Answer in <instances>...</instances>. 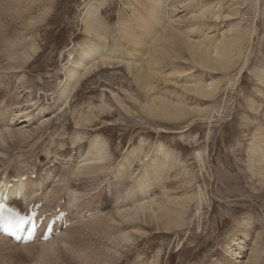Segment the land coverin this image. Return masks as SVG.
<instances>
[{"label":"rangeland","instance_id":"obj_1","mask_svg":"<svg viewBox=\"0 0 264 264\" xmlns=\"http://www.w3.org/2000/svg\"><path fill=\"white\" fill-rule=\"evenodd\" d=\"M96 1L103 2L98 23L103 27V34L108 35L105 38L102 34L105 39H97L84 31L83 13L89 4H97ZM140 1L139 5L136 0H51V4L45 0L42 4L34 1L25 5L23 0H19L16 2L19 5L22 3L17 7V14H13V8L10 9L12 12L0 14V111L5 109L4 112L9 113L10 107H29L31 104L33 108L29 111L33 113L38 108L50 109L43 115L42 126L38 125L41 120L35 125L36 133L30 136V140L20 144L8 139L0 146L3 157L7 155L3 158L5 165L0 153V165L2 162L5 165H1L0 181L3 177L15 179L18 173L22 175L28 170H35L36 174L42 176L38 178L45 187L43 192L41 189L39 191L42 195L48 189L57 192L62 186L70 190V183H75L73 187L80 189L77 191L80 216L112 211L115 204H121L124 191L131 192L133 188L135 191L140 186L146 199L160 198L162 205L171 209L173 206L170 207L164 197H169V201L173 197L190 198L176 208L182 212L183 223L166 227L142 217L135 225L130 221L108 223L106 220L83 225L82 221L88 216L71 220L72 212H69L67 217L72 224L59 233L60 237L61 233L65 235L61 239L64 244L56 243L50 250L45 245L39 246L38 242L29 244L32 245L29 248L27 245L10 247V244L2 243L6 248L1 244L0 264H244L246 255L255 247L254 241L258 242L255 248L260 253H257L256 263L264 264V186L259 184L257 177L252 176V170L247 165L252 160L253 139L264 130V85L257 81L264 72V0H189L190 8L208 4L222 8V19H208L201 27L217 28L220 33L239 24L242 33L246 34L248 30L253 33L248 38L244 56L239 62L234 60L229 67L224 66L225 69L204 64L192 65L185 52L179 53V59L162 60L160 66L164 67L162 69L166 73L171 72L170 68L174 66L182 76L187 73L182 81H170L169 84L159 80L150 81H154L153 96L164 95L168 103L178 107L180 118L176 116L172 120L152 116L146 109L144 112L148 95L132 83L127 73L130 69L125 67V63L133 62L128 60L126 51L132 50V45L129 39L124 38L122 25H132L133 29L139 30L141 24L137 18H143L141 14H144L141 4L148 5L147 0ZM24 10L27 14L23 13ZM133 12L141 16L132 17ZM188 12L185 9L179 15L186 18ZM11 13L12 17L8 19ZM14 15L18 17L14 18ZM11 18L14 21L7 23ZM88 38L113 44V52L121 46V51L115 61H112L113 57L108 58L110 62L107 61V65L104 63L103 67L98 66L97 70L85 76L71 93L66 106L57 108L66 68L69 67L68 56L76 59L79 46ZM31 43L38 47L32 60L21 64V69L9 66L6 52L13 50L11 53H16L17 49L27 48ZM192 66H195L194 69L188 71ZM210 68L216 72H211ZM185 77L192 78L193 84L184 82ZM189 85H193L192 89ZM198 85L211 86V90L209 93L208 90L200 93L194 91V86ZM101 104H105L106 108L109 106L108 110L98 113L96 119L83 127L75 124L79 116H84L91 108ZM4 112L3 116L7 114ZM183 113L185 116L182 117ZM75 132L83 137L78 143H74ZM97 138L104 142L112 156L108 169L92 178H74L73 163L79 156V159L82 158V153L85 156L90 142ZM159 145L171 154L174 161H171V168L153 173L149 164L155 158H163L160 154L154 158L151 156ZM136 146L141 148V153L131 157L140 160L137 159L125 172L123 183L115 180L119 161ZM143 153L149 156L146 161ZM41 158L44 159L40 161ZM22 165L26 166L25 169ZM146 173L147 179L143 182ZM49 175L54 177L48 183L45 181ZM136 193L135 196H142ZM39 199L32 202H39ZM53 204L51 208H54ZM59 204L65 207L63 198ZM44 212H47L46 209ZM126 238L128 241L121 243ZM109 240L112 242L109 243ZM234 240L241 241V246H245L241 256L236 259H232L228 253ZM231 250L234 252L235 247ZM80 253L83 255L79 256ZM91 257H95V260H91Z\"/></svg>","mask_w":264,"mask_h":264},{"label":"bare ground","instance_id":"obj_2","mask_svg":"<svg viewBox=\"0 0 264 264\" xmlns=\"http://www.w3.org/2000/svg\"><path fill=\"white\" fill-rule=\"evenodd\" d=\"M16 1H19V0H13V1L12 0H0V14L3 12L7 13V11L9 13V11H11L10 9H12V8H13L12 11L14 12L13 14H15L17 12V7L21 6V3H22L21 2L19 5L18 4L19 2L17 3ZM34 1L42 4L45 0H26V1L23 0L25 5H29L30 3H33ZM46 1H49V4H51L50 3L51 0H46ZM136 2L140 5L141 1L136 0ZM146 2L148 3L147 6H145L144 4H141V7H143V10H144V14H141V15H143L142 16L143 18H141V17L137 18V20H139V22L141 24L138 28L139 30L133 29L131 27L132 25L131 26L127 25L125 22L124 23L126 24V26L122 25V27H123L122 31L124 30V33L122 31H121V33H123L125 39L130 40L129 44L132 45L131 48L133 50L132 51L131 49H126V51L128 52V57H127L128 60H131L130 62H132V60H133V62L132 63H125V67H127V69H130L129 72H127V73L130 74V77L132 78V83L137 88L141 89L143 92H146V94L148 95V98L146 97L147 98L146 103L144 102L145 103L144 112L146 109V110L150 111L149 112L150 115L152 114V116L154 115V116L161 117L164 120L176 119V116H178V118H180V116L178 115L179 112H177L178 107L176 106V104L168 103L163 98L164 95L153 96V94L155 92V90H154L155 87L153 84L154 81L153 82H150V81L151 80H156V81L159 80V82L163 81L164 84H169L170 81H172V83L175 82L176 80L182 81L181 80L182 77L186 76L187 73H186V75L183 74L184 76H182L181 72H177L178 68L175 66L170 68L171 72L166 73L167 71L162 69L164 67L160 66L162 64V60L173 59V58L179 59V53L185 52L186 56L189 57V61L192 65L196 64L197 66H202L204 64L206 66L212 65L214 68L220 67V69H225L224 66L229 67L234 60H237L239 62L240 59L244 56L246 46L248 43V38H250V36L253 32H252V30H248L246 34L242 33L239 24H236L234 26H230L225 31L220 32V33H219V29H217V28H216V30H212V29H209L208 27H201L200 25L205 24V22H207L208 19H210V20L214 19L215 21H219L220 19H222L223 12H222V10H221L222 8L220 6H217L216 8H214L212 5L208 4V5H200V6L198 5L196 8H190L191 3L189 0H173V1H171L172 3L168 0H147ZM166 2H168V3L166 4ZM102 5H103V2H101V1L97 2V4H95V3L89 4L83 13V16H84L83 21L85 24L84 31H86L89 35L95 36L97 39H105L106 37H108L107 34H106L107 36H105L103 34V32H102L103 27H102V25H100L98 23L99 22V16H98L99 10L102 7ZM185 5L187 8L185 7ZM185 9H187L189 11L188 12L189 16H187L186 18L179 15V13L184 12ZM22 10H23V8H22ZM42 10H44V9H42ZM25 11L26 10H24L23 13H25ZM23 13H22V16H23ZM29 13H31V12H28V14ZM145 13H146V16H144ZM19 14H21V13H19ZM25 14H27V12ZM132 14H133V16L131 15L132 17L141 16L139 13L137 14V12H133ZM8 15H7L8 19L10 17H12V16H10V15H12V13L8 14ZM18 15H14L15 16L14 18L18 17ZM184 15H185V13H184ZM22 16L19 15V17H22ZM2 18H3V16H2ZM12 19L13 18H11L10 20H8V22L7 21L6 22L11 23L14 21V20L12 21ZM26 20H28V18H26ZM26 20H25V22H26ZM131 21H132V19H131ZM1 22H2V20H1ZM6 22H4V24ZM15 22H17V20ZM20 22H22V21H20ZM28 22L30 23L29 20H28ZM135 23L136 22H134V24ZM30 24H32V23H30ZM129 24H132V23L130 22ZM135 25H134V27H135ZM198 26L201 28H199ZM100 28H101V30H100ZM98 31H100V32H98ZM99 33H101V34H99ZM102 34H103V36H105V38L102 36ZM88 39L89 40H86V42H84L83 44H81L79 46L80 47L79 53H78L76 59L73 60V57L71 58L70 55L68 56L69 57V62H68L69 67L66 68L67 74H66L65 82L62 85V89L60 88L62 90V91L60 90L61 91V94H60L61 98L59 97L60 99L58 100L57 108H59L60 106H63V105L66 106L67 101L70 99L71 93L77 87L79 82L83 78H85V76H87L90 72L92 73L93 70H97L98 66L103 67L104 63H106V65H107L108 64L107 61L110 60V59L108 60V58L113 57L114 59L112 58L113 59L112 61H115V58L118 55V52L121 51L120 50L121 46H120V49L116 48L117 50H114V52H113L111 49L114 47L113 44L107 45L106 41L104 42L103 40L97 41L96 39H94V40L90 39V38H88ZM25 46H26V44H25ZM20 49H17L16 53H11V52H13V50L12 51L10 50L11 52H6V58H7V62L9 64V66L10 65L16 66V68L18 67L21 69V64H25L28 60H32L31 58L33 56H35L38 52V47L34 43H31L30 45H28L27 48L25 47L21 50ZM18 50H20V51L18 52ZM117 61H119V59ZM120 61H122V60L120 59ZM166 61H168V60H166ZM171 64H173V63H171ZM169 66H170V64H169ZM169 66H167V67H169ZM193 67H195V66H192L191 68H189L188 71H190L191 69H194ZM214 68H210V71L216 72ZM183 81L193 84L192 78H186L185 77L183 79ZM257 81H259L261 84L264 85V72L258 76ZM216 86H218V84H216ZM192 87H193V85L190 86V89H192ZM205 90H208V93H209L211 90V86H207V87H199V85L194 86V91H197L199 93L204 92ZM208 93H207V95H208ZM115 96L117 97V95H115ZM112 97H114V95H112ZM98 106L99 107L91 108L89 111H87V113L84 116L83 115L79 116V119H77L78 121L75 124L78 127L79 126L83 127V126L91 123L94 119H96V116L98 115V113H101V112L105 111L106 109L108 110V108H109V106H107L108 108H106L105 104L104 105L101 104V106L100 105H98ZM121 106H122V104H121ZM32 108H33L32 104L29 107H23L21 105H15L14 108L10 107L11 111H9V113H7V111L4 112L5 109H2L0 111V146H3L8 139H12L14 141L19 142L20 144H24L27 140H30V136H33L34 133H36L35 129H37V128L35 127V125L40 120L41 121H40V123H38V125L42 126L41 123L43 122L42 120L44 119L43 115H45V113H47V111H49L50 109L36 107L38 109H34V113H33V112L29 111ZM51 108H53V107L51 106ZM61 110H62V108H61ZM183 110L185 111V109H183ZM57 111H59V109ZM3 112L7 113V114H4V116H3ZM148 114H146V115L149 116ZM183 116H185V114L182 115V117ZM31 126H33V127H31ZM74 134H75L74 136H75V141H76V142L74 141V143L80 142V139L83 137L80 135V133L75 132ZM253 140H254L253 142L255 144L253 143L254 149H251L252 160L247 162V165L252 170V176L257 177L260 180L259 184L264 186V130L262 131V133L260 132L258 135H256ZM8 144H9V142H8ZM50 144H52V143H50ZM253 144H250V146L253 147ZM32 145L29 144V146H32ZM5 147H4V149H6ZM0 148H2V147H0ZM42 148H44V147H42ZM29 149H30V147H29ZM140 149L141 148H139V147H137V148L133 147V150L131 151V153L128 154V152H127L126 158L123 157L121 159V161H119L120 163L117 165L116 174H115V176L113 175L115 180H119V182L121 181V183H123L125 172L138 159L137 157L132 158L131 155H135L139 152L141 153ZM43 150H47V149H43ZM3 153H5V152H3ZM14 154H17V153L15 152ZM48 154L46 153L45 155H48ZM159 154L162 155L163 158L160 160L157 159V161H156V158H155V161L151 159L152 161L149 164L153 168V173L154 172L155 173L161 172V171H164L166 169L171 168V161H174L171 154H169V152L165 151L164 148L160 145L155 147V150L151 156H152V158H154V156H157ZM81 155H82V158H80L81 160L79 159V157H80L79 156L78 159L75 161V163H73L72 174H73L74 178H78L80 176H89L92 178L98 174L104 173V171L108 169V166L111 163V159H112L111 158L112 156L110 157L111 154H109L108 149H106L104 142L99 140V138L90 142L89 150H88V152H86L85 156L83 153ZM128 155H129V158H128ZM4 156H5V154H4ZM6 156L3 157V154H2V159L0 158L1 161L3 160V162H4V159L6 158ZM16 156H18V155H16ZM21 156L23 159V155H21ZM143 156H144L143 158L145 161L149 157L146 154H144ZM11 158H13V156ZM48 159H49V157H48ZM10 160H12V159H10ZM16 160H17V158H16ZM138 160H140V158ZM3 162L1 163V165L5 163V162L4 163ZM20 162H21V160H20ZM22 164H24L23 161H22ZM1 165H0V168H1ZM5 165H6V163H5ZM10 165H12V164H10ZM22 167L24 168L26 166L22 165ZM75 167H76V169H74ZM2 168H1L0 172H2ZM6 168H8V167H6ZM4 171H5V169H4ZM54 171H56V170H54ZM26 173H23L22 175H20L21 173L20 174L18 173V175L16 176V178L17 177L18 178L16 181H12L13 183H10L12 178H8V180H7L3 177V179L0 181L1 183H3L0 186V191L9 190V191L16 192V195H18L20 198V200L17 203H20V205H23L24 203H31L33 199L40 197L39 201L43 202L42 205L44 206L43 207L44 211L46 209L47 212L52 207V206L50 207V205L53 204L54 201L56 203L57 202L60 203L61 199L63 198L65 207L64 206H62V207H64L65 211L72 212V217H70V218H72L71 220L81 219V216L78 215V213H79L78 212V209H79L78 203H79L80 199H79V196L77 194V191H80V189L78 190L77 188L73 187V186H75V183H70V185H69L70 190H69V188H66V187L64 188L62 186V188H60V190L57 192L56 191L52 192L51 190L48 189V191L42 195L41 193H39V191H40V189H41V191L42 190L44 191L45 187L43 188L42 182L40 181V179H38L39 177H42V176H39L38 174L31 172V174L34 175V179H27L25 182L19 181V178L26 175ZM75 173H76V175H75ZM1 174H3V173H1ZM56 176H58V175H56ZM145 176L146 177L142 180L143 182H145L147 179V173ZM11 177H13V176H11ZM53 177L54 176L49 175L45 182L49 183ZM55 178L57 179L58 177H55ZM154 179H156V178H154ZM53 183H54V181H53ZM142 184H144V183H142ZM142 184H141V186H142ZM52 185H54V184H52ZM53 187L55 188V186H53ZM53 187H51V189ZM76 187H78L77 184H76ZM142 188H144V187H142ZM50 191L52 193H48ZM62 191H63V193H62ZM84 191L85 190H83V188H82V192H84ZM136 192L137 193L139 192L140 194H142V196H135ZM124 193L125 194H121V195H125V197L124 196H122V198L119 197L122 199L121 204H115L113 206L112 211L103 212L101 214L99 213V215H97V213H94V214L91 213L85 220H83V221L80 220V221H82L83 225L97 223V222H100L103 220H106L108 223H116V222H120V221H130L131 222L130 224L135 225L134 223L137 220L141 219L142 217H147L149 220L156 222L157 224H161L163 226L170 227V226L176 225V223L178 224V222L183 223L182 212L177 211L176 208L183 201L186 202V201L190 200V198H184L181 196V197H179V199H177V197H173L172 200L169 201L168 200L169 197H167V196H166L167 198L164 197L163 199H165V201L167 203H170V207L173 206L171 209V208H167L166 206H163L160 198L154 199V198H150L147 196L148 198L146 199L144 197V190L141 189L140 186H138V189L135 191L133 188L131 192L130 191H127V192L124 191ZM117 194H119V193H117ZM163 194H166V191L165 192L163 191ZM58 195H61L62 198L58 197ZM148 195H149V193H148ZM185 195H188V194H185ZM0 197H2V194H0ZM130 200H131V202L129 203ZM126 202H128V203H126ZM198 204L199 205L201 204L200 199H199ZM92 211L94 212V210H92ZM41 212H42V209H41ZM80 214H82V212ZM154 219H155V221H154ZM74 226L72 225V227H74ZM76 226H78L77 223H76ZM80 226H82V225H80ZM61 235H62L61 237H60V234L57 235L55 238L51 239L50 241H48L46 243L38 242L39 246H40V244H42V245H45L46 249L48 247L51 250V248H54V245L56 243L64 244V243H62L64 241H62L61 239H63L65 235H64V233H61ZM256 238H257V234H256L254 240ZM7 240L4 237L2 238V236H0V246L2 243H5L7 246H9V244H10V247L11 246H17V245L12 244L11 242H9ZM126 241H128L127 238L122 239L121 243H125ZM111 242L112 241L109 240V243H111ZM253 243H255V247L258 246V244L256 246V243H258L257 241H254ZM112 244L117 245L118 243H112ZM241 244H242L241 241L238 242L237 240L236 241L234 240L233 245L229 247L228 253L232 259H236L237 257L241 256V253L245 247L244 245L241 246ZM2 246L5 247L3 244H2ZM19 246L23 247L25 245H19ZM27 246L29 248L30 245L28 244ZM232 247H235L234 252H233V250H231ZM255 247L251 250L252 252L250 251L251 254L249 253L248 256L246 255V258L244 257L245 258L243 261L244 264H257L258 263L257 258L259 255L257 253H259V251H258L259 249L255 248ZM12 249H14V248L12 247ZM52 250H54V249H52ZM261 250L262 249H260V251ZM5 253H8V252H5ZM82 255H83L82 253L79 254V256H82ZM84 257H85V260L88 259L85 255H84ZM91 260H95V257H91Z\"/></svg>","mask_w":264,"mask_h":264},{"label":"snow or ice","instance_id":"obj_3","mask_svg":"<svg viewBox=\"0 0 264 264\" xmlns=\"http://www.w3.org/2000/svg\"><path fill=\"white\" fill-rule=\"evenodd\" d=\"M0 210L7 211L10 214L15 215L14 213H12V210L10 208L9 209H4L2 205H0ZM5 231H7V229H5Z\"/></svg>","mask_w":264,"mask_h":264}]
</instances>
